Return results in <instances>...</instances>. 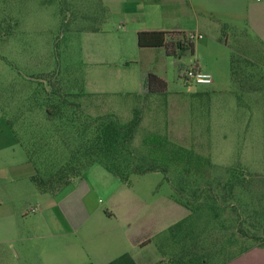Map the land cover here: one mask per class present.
Returning <instances> with one entry per match:
<instances>
[{"label":"rangeland","instance_id":"rangeland-1","mask_svg":"<svg viewBox=\"0 0 264 264\" xmlns=\"http://www.w3.org/2000/svg\"><path fill=\"white\" fill-rule=\"evenodd\" d=\"M118 1L0 0V264H55L45 250L60 245L69 252L63 264H157L182 251L197 263L205 258L207 264H264V87L240 89L230 74L232 49L254 57L258 74L264 53L251 49L253 38L244 43L245 37L228 29L218 32L225 44L213 29L194 36L193 51L168 54L164 46H139L122 21L128 0ZM181 22L192 26L193 18ZM90 25L102 32L86 34L83 28ZM179 31L180 37L195 32ZM197 64L212 68L211 82H196L189 74ZM149 72L165 80L164 91L146 92L142 81ZM60 94L79 105L59 106ZM137 108L141 117L131 141L137 152L144 150L145 135H163L206 158L210 178L233 175L243 186L232 193L216 189L213 209L203 205L190 212L179 202L185 210L178 215L174 184L160 170L133 172L125 181L93 163L57 193L40 191L25 173L27 154L45 173L64 163L83 118L112 114L128 121ZM198 183L205 185L197 190L202 203L210 186L201 177ZM72 185L80 193L89 187L83 198L87 202L90 195L95 212L71 237L35 236L30 217L39 210L29 208L37 205L36 196L47 203ZM10 204L15 217L2 212ZM153 216L154 224L148 222ZM238 226L260 237H245ZM146 236L145 243L136 241ZM121 249L128 250V261L115 259Z\"/></svg>","mask_w":264,"mask_h":264},{"label":"trees","instance_id":"trees-1","mask_svg":"<svg viewBox=\"0 0 264 264\" xmlns=\"http://www.w3.org/2000/svg\"><path fill=\"white\" fill-rule=\"evenodd\" d=\"M227 27V24H223L222 31L224 32ZM181 32L179 30L139 29L136 31V42L139 46H164L168 54L180 53L187 48L193 51L194 34L183 33L180 37L178 33ZM219 39L226 42L225 34L222 33ZM240 55L236 49H232L230 54L232 80L237 83L240 89L263 88L264 65L262 71L258 70L260 71L258 74L254 57L247 54V56ZM261 57L264 59L263 56ZM257 79L260 80L258 84L255 82ZM142 85L146 92H161L165 90L166 83L160 76L149 72L143 79ZM68 95L76 96L75 93H68ZM58 98L59 106L75 107L79 105L77 101L65 94L58 95ZM46 107L48 116H50L53 110ZM58 110L60 112V108ZM140 117V109L137 108L134 109V115L128 121H119L112 114L97 115L90 121H85L83 118V123L74 130L79 138L71 144L69 158L55 170L49 173L42 172L38 162L30 154H27L35 168V172L30 178L40 191L57 193L72 181V177L81 176L82 171L93 163H100L108 171L125 181L133 172L160 170L174 184L173 194L176 201L187 207L190 212L203 205L213 209V203L215 200L217 201L216 191L218 190L216 189L226 188L232 193L239 185L243 186L242 181L233 175L229 176L226 181L210 178L209 164L206 158L191 148L175 144L163 135L156 133L145 135L142 140L144 150L137 152L131 141ZM70 121L73 120L70 119ZM169 170L176 173V176H168ZM230 172L234 174L233 170ZM200 177L204 184L210 186V194L206 195L202 203H197L201 196L197 190L201 189L202 191L203 187L205 188V185L198 183ZM238 230L245 237L254 239L260 237L255 230L251 231L246 227L238 226ZM157 264H207V261L205 258H201L198 263L194 262L187 253L182 251L167 262L160 259Z\"/></svg>","mask_w":264,"mask_h":264},{"label":"crops","instance_id":"crops-1","mask_svg":"<svg viewBox=\"0 0 264 264\" xmlns=\"http://www.w3.org/2000/svg\"><path fill=\"white\" fill-rule=\"evenodd\" d=\"M115 2L119 3L118 0H115ZM186 15L193 18L192 26L182 24L181 21ZM174 19L177 22L167 23ZM122 21L128 26V31H134L135 36L136 31L139 29L179 30V28H194V36L203 38L206 29L209 28L216 32L214 38L217 42H223L219 39L221 35H218V32L222 31L223 24H227V29L233 31L231 35L245 37L243 39L244 43L246 38L248 40L250 37L253 38V40L251 39L253 43L249 40L251 49L259 54L264 53V0H128V17L125 15ZM100 29L93 25L83 28L84 32L89 35L101 33L102 30ZM207 42V39H203L202 43L207 44ZM195 49H197V46H195ZM197 69L209 75L213 73L212 68L206 64H202V67L197 64ZM28 162L25 165V173L31 176L35 172V168L30 160ZM30 163L33 165H31L32 167H28ZM75 181L79 185L82 178ZM88 188L85 187L80 193L79 188L72 185L70 189L60 192L58 197H50L47 203L37 195L36 198H39L37 205H32L29 208L31 212L39 210V213L30 217V221L35 224V229L38 230V232H35V236L45 235L44 237L51 239L55 235H59L61 238L63 236L64 238L71 237L72 235L69 233L79 229L90 218L95 209L91 203L90 195L87 196V202L83 198L84 191L87 192ZM174 203L178 215L184 212L185 208L179 202L174 201ZM39 205L41 206L39 207ZM2 212L5 217H7V214L16 216L13 204H10ZM106 212L109 216L113 215L112 209L107 208ZM157 218L158 216H153L148 222L154 224ZM54 224L56 228L52 226ZM124 224L126 227L123 228V232L128 233V223ZM105 233L102 235H105ZM146 239L147 236L141 241L139 239L136 241L143 244ZM127 252V249H121L115 259L120 258L128 261V256L125 255ZM45 253H47L46 257L52 260L51 263L63 264L67 260L69 252L60 245L59 250L48 251L47 249ZM87 264L96 263L91 260Z\"/></svg>","mask_w":264,"mask_h":264},{"label":"built area","instance_id":"built-area-1","mask_svg":"<svg viewBox=\"0 0 264 264\" xmlns=\"http://www.w3.org/2000/svg\"><path fill=\"white\" fill-rule=\"evenodd\" d=\"M189 74L195 78V81L196 82H200V83H208V82H211V76L200 70V69H190L189 70Z\"/></svg>","mask_w":264,"mask_h":264}]
</instances>
